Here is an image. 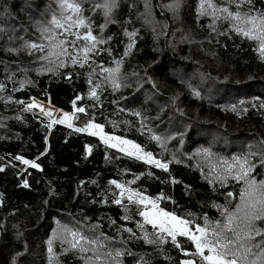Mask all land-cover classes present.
<instances>
[{
    "label": "trees",
    "instance_id": "trees-1",
    "mask_svg": "<svg viewBox=\"0 0 264 264\" xmlns=\"http://www.w3.org/2000/svg\"><path fill=\"white\" fill-rule=\"evenodd\" d=\"M75 2L85 26L67 32L52 23L76 18L62 0H0V264H206L185 237L177 236L183 248L165 233V242L148 243L145 231L154 230L127 190L156 198L177 186L189 199L183 218L193 231L207 228L209 241L226 222L225 205L230 213L260 197L248 185L264 182L260 40L238 34L236 21L207 4L202 14V0H180L175 12L176 0H115L110 12L111 0ZM261 12L264 0H254L251 15ZM86 29L101 41L87 58L85 42L71 34ZM61 40L75 41L64 47L77 64ZM32 100L68 115V125L28 110ZM88 124L102 126L106 140ZM108 137L139 145L140 156L152 153L167 171L125 155ZM244 157L251 170L235 179ZM112 181L126 189L119 205Z\"/></svg>",
    "mask_w": 264,
    "mask_h": 264
},
{
    "label": "snow or ice",
    "instance_id": "snow-or-ice-1",
    "mask_svg": "<svg viewBox=\"0 0 264 264\" xmlns=\"http://www.w3.org/2000/svg\"><path fill=\"white\" fill-rule=\"evenodd\" d=\"M222 2L231 4L235 6L234 11H230L228 7H219V4H214L211 0H202V14H207L203 12L205 4L213 11H220L224 13V19L229 21H236L237 23L234 25L235 31L238 34H241L249 39L258 38L260 40V50L261 54L264 55V12H261L259 20L257 17L251 15L252 6L254 5V0H222ZM180 4V0H176V4L172 7V10L175 12ZM115 6V0H111L110 3H106L105 7L110 12L111 8ZM61 8H67L68 10L76 13V18L68 16L65 19L69 22L67 27L65 24L61 23L59 19L55 16L53 17L52 23L55 25L56 28H65V31L70 32L71 28L73 27H84L85 22L83 19L80 18V6L72 0L71 3L68 0H62L60 4ZM242 8H247L246 11H242ZM107 14V13H106ZM242 25H250V27H243ZM50 31V30H48ZM87 34L83 35L82 37L78 33H71L76 36L77 39H82L86 47L81 49L84 54V57L87 58L89 52L93 51L96 48V43L101 42L97 40V37L92 34L90 30H87ZM258 34L254 36L253 34ZM134 35V34H133ZM66 43H71L73 47H76L75 41H64L61 40L58 44V47L62 49L63 52H66L68 58L71 60L73 64H77V56L72 55V53L64 47ZM87 45H90L87 46ZM31 47L33 49L43 50V45L32 44ZM51 55V54H49ZM47 59V58H45ZM62 66V64H61ZM83 66V65H81ZM108 71V69H105ZM118 86V85H117ZM93 96L96 95L95 92L92 93ZM29 108H35L37 105L35 103L28 105ZM80 113H84L85 109L82 107H78L76 109ZM41 112H45V108L40 107ZM47 115L51 116V112H46ZM68 117L66 116L65 119ZM63 121H53V123ZM88 127L99 128L103 131L102 126L100 125H92L88 124ZM82 129H77V131H81ZM153 139H159L158 137H152ZM111 140H119L121 144H130V141L120 140L119 137H108ZM107 142V141H106ZM109 147H114L115 145L109 144ZM132 147L136 149L135 152H125V155L129 157H135V159H141V156L137 153L141 152L139 145L132 144ZM124 151L123 148L120 149ZM90 152L91 149H88ZM144 162L154 164L156 167L162 168L167 171L168 165L161 163L159 160H155L152 157V153L146 152L144 153ZM16 159H21L20 157H16ZM244 162L241 163L240 161H235L240 168V174L235 179H243L248 176L249 171L251 170L250 166L245 167L248 163V158H243ZM25 164H29L30 162L27 160L22 161ZM262 163H264V158H262ZM31 167H39L37 164L32 162L30 164ZM2 170V169H0ZM228 171H231V166H229ZM112 184L116 186V188H120V198H113V203L119 205L122 202V198L124 197V193L126 189L121 184H118L116 181H112ZM249 189L252 191H259L261 193L260 197L253 202H249L248 200L242 199L241 203L236 206L234 212H227V205H225L226 215L224 220L226 222H219L216 229L213 231L214 240H208V229L205 227L196 226L195 231L189 227L192 224L191 220L179 218L175 214H170L167 212L159 213L160 216L166 218V220H162L157 223V219L155 217H150L149 212L146 211H139L138 214L144 217V222L146 224H151L153 228L152 233H147L145 231V239L148 243L151 244H159L165 242L163 233L167 232L168 236L171 238V242L177 248H183L181 243L177 242V236L185 237L188 241H191L196 248V252L193 255H197L200 257L201 260L206 261V264H241V261L247 260V257L252 255L256 256L257 259L251 261L250 264H264V182H260L259 185L256 184L254 180L248 181ZM130 194L128 196V200L131 203H137V201L133 200V196L138 197L139 203L143 204L145 200H148L147 197L141 196L139 193L134 192L133 190H127ZM252 191L248 192V195H252ZM227 196L231 197L232 193L227 192ZM148 203L153 204L155 207V203L151 200H148ZM191 215V214H189ZM125 219H130V217H125ZM171 222L172 227H166V224ZM259 222V223H258ZM115 223V222H114ZM139 227L143 230L144 225L141 224ZM159 228V232H156L155 229ZM125 231L131 233V229H125ZM73 237H76V233H71ZM199 234V235H197ZM134 235V234H133ZM149 236L152 238L149 239ZM257 237H259V241H257ZM255 241V242H254ZM91 243H96V241H91ZM72 247H76V243H73ZM205 249L208 252L212 253V255H205ZM253 249H256V252H253ZM85 250V249H82ZM52 249L49 247V252ZM129 255H133L132 253H128ZM187 251H184V255H188ZM105 255L111 256L112 254L106 253ZM116 256L122 255L121 252L117 251L115 253ZM143 260V258H140ZM143 264H148L147 261H143ZM184 264H198L195 260H186Z\"/></svg>",
    "mask_w": 264,
    "mask_h": 264
},
{
    "label": "rangeland",
    "instance_id": "rangeland-1",
    "mask_svg": "<svg viewBox=\"0 0 264 264\" xmlns=\"http://www.w3.org/2000/svg\"><path fill=\"white\" fill-rule=\"evenodd\" d=\"M33 103H38L40 106H43V108H46V112L48 111V109H50L49 105H46V104H44L42 102H39L37 100H32L30 104H33ZM51 108H53V107H51ZM27 109L32 111V112H34V113H38V114H41V115L46 114V113L41 112L40 110L29 108L28 106H27ZM53 109L55 110V114L53 116H51L50 118H48V120L51 123H53V121L57 120L56 117L60 113L61 114H65V113H62L60 110H58L56 108H53ZM90 133L92 135L96 136V137H100L101 139H105L106 140V137L101 134V130L99 128H93L90 131ZM110 141L115 142L116 140H111L110 139ZM117 146L120 149L123 148L124 152H135L136 151V149H134L132 147V144H121V143H119ZM141 157L144 160V158H143L144 155H142ZM140 195L143 196V197H147V196H145L143 194H140ZM147 198H148V200H151V201H153L155 203V207H153V204L148 203V200H145L144 203L141 204L143 206V208H144L143 211L149 212L150 217H155L157 219V223L158 224H159L160 221L166 220L165 217L159 215L161 210L163 212H167V213H170V214H175L179 218H183L186 205H187V203L189 201L188 197L184 194V192L181 189H179L177 186H174V185H172L167 190V192L164 195L158 196L156 198H150V197H147ZM133 200H136L139 203L138 197L133 196ZM143 219H144V217H143ZM183 219H185V218H183ZM149 225L152 226L151 224H149ZM166 227H172L171 222H168L166 224ZM157 230L159 231V228H157ZM165 234L168 235L167 232H165ZM197 235H199V234H197ZM195 252H196V248H195V245H194V253ZM205 253L207 255H212V253L208 252L207 249H205ZM205 263H206V261H205Z\"/></svg>",
    "mask_w": 264,
    "mask_h": 264
},
{
    "label": "bare ground",
    "instance_id": "bare-ground-1",
    "mask_svg": "<svg viewBox=\"0 0 264 264\" xmlns=\"http://www.w3.org/2000/svg\"><path fill=\"white\" fill-rule=\"evenodd\" d=\"M35 104L37 105V107H35L33 109L40 110V107H43V106H40L38 103H35ZM43 113H46V108H45V112H43ZM54 114H55V110L53 111V114L51 116H53ZM44 115H47V114H44ZM47 116L49 118L51 117L49 115H47ZM66 116L68 117V115L60 113L59 115H57L56 121H63V123H67V122H69V117L67 119H65Z\"/></svg>",
    "mask_w": 264,
    "mask_h": 264
},
{
    "label": "water",
    "instance_id": "water-1",
    "mask_svg": "<svg viewBox=\"0 0 264 264\" xmlns=\"http://www.w3.org/2000/svg\"><path fill=\"white\" fill-rule=\"evenodd\" d=\"M53 111H54V109L50 107V109H48L47 112H51V115H52L53 114ZM43 116H45L47 119L49 118L47 115H44L43 114ZM57 123H60V122H57ZM61 124L68 125V122L67 123H61ZM186 260H190V259H184V260H182L181 261V264H184V261H186ZM191 260H193V259H191Z\"/></svg>",
    "mask_w": 264,
    "mask_h": 264
}]
</instances>
